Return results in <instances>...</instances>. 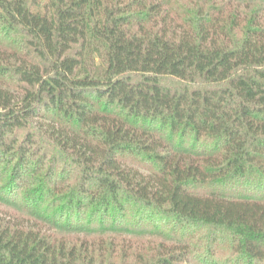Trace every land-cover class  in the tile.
<instances>
[{
    "label": "trees",
    "instance_id": "obj_1",
    "mask_svg": "<svg viewBox=\"0 0 264 264\" xmlns=\"http://www.w3.org/2000/svg\"><path fill=\"white\" fill-rule=\"evenodd\" d=\"M0 264H264V0H0Z\"/></svg>",
    "mask_w": 264,
    "mask_h": 264
}]
</instances>
